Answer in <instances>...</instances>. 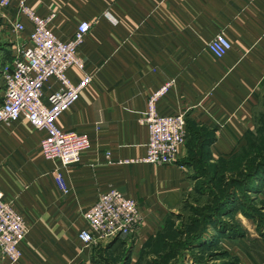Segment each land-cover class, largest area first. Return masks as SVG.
<instances>
[{"label":"crops","instance_id":"1","mask_svg":"<svg viewBox=\"0 0 264 264\" xmlns=\"http://www.w3.org/2000/svg\"><path fill=\"white\" fill-rule=\"evenodd\" d=\"M28 4L41 16L55 12L51 27L63 39L71 37L80 21L92 24L78 52L93 81L58 121L64 130L88 134L92 144L80 162L63 169L66 193L55 180L56 164L41 154L45 133L25 118L0 124V188L15 200L29 227L16 264H98L93 255L97 244L84 247L79 238L86 225L82 213L113 188L140 205L144 222L136 234L127 236L137 241L138 250L184 203L196 181L205 178L194 176L199 156L206 155L207 164L215 163L259 137L264 0H28ZM16 12L15 5L0 9V103L5 93L1 70L13 60L18 38L10 21ZM27 24L21 37H28L31 23ZM219 32L233 44L223 59L207 49ZM69 76L79 82L83 71L73 67ZM170 79L175 83L159 100L158 110L185 113L186 145L171 164L136 161L146 155L149 141V130L139 118L150 94ZM48 85L55 88V80ZM125 238L114 240L111 247ZM223 239L233 257L230 264H264V225L260 232ZM0 264L9 263L0 258Z\"/></svg>","mask_w":264,"mask_h":264},{"label":"built area","instance_id":"2","mask_svg":"<svg viewBox=\"0 0 264 264\" xmlns=\"http://www.w3.org/2000/svg\"><path fill=\"white\" fill-rule=\"evenodd\" d=\"M13 5L17 12L10 21L18 38L13 60L1 70L5 93L0 103V124L25 118L36 130L45 133L40 144L41 154L56 164L55 180L67 193L63 169L80 162L92 143L88 134L75 129L64 130L58 121L80 100L82 92L93 81L78 52L92 24L80 21L71 37L63 39L51 27L55 12L41 16L29 6L28 0H0V9ZM28 22L31 23L28 37H21ZM232 48V42L223 32L207 44L208 51L217 59H223ZM73 67L83 71L79 82L69 76ZM52 79L55 88L48 85ZM174 83V79L166 81L149 96L147 109L139 118V123L149 130V141L146 155L136 161L171 164L179 159L186 145L189 131L185 113L162 114L158 110L159 100L168 95ZM47 85L50 92L45 99ZM107 158L111 161L110 151ZM131 161L135 160L126 163ZM82 216L86 225L80 228L79 238L84 247L133 236L144 222L138 201L117 188L101 193ZM28 232V223L15 200L7 198L0 188V258L9 264L18 263Z\"/></svg>","mask_w":264,"mask_h":264},{"label":"rangeland","instance_id":"3","mask_svg":"<svg viewBox=\"0 0 264 264\" xmlns=\"http://www.w3.org/2000/svg\"><path fill=\"white\" fill-rule=\"evenodd\" d=\"M256 115L261 134L248 139L241 152L211 164L206 163V155L198 157L199 172L194 176L205 178L196 181L184 203L168 214L156 235L138 250L133 237L121 239L113 248L112 242L118 238L94 244L98 264H230L233 257L223 238L251 235L264 225L261 190L248 191L242 185L253 178L251 172L258 171L256 187L264 188V105ZM244 218L249 221L245 223Z\"/></svg>","mask_w":264,"mask_h":264},{"label":"trees","instance_id":"4","mask_svg":"<svg viewBox=\"0 0 264 264\" xmlns=\"http://www.w3.org/2000/svg\"><path fill=\"white\" fill-rule=\"evenodd\" d=\"M260 134H261V131H260ZM252 139V138H251ZM258 173V171H253V172H251V174H249V176L250 177H253L250 181H248V182H244V183H242V185H243V187L246 189V190H248V191H252V190H261L259 187H256V183H255V181H254V179H255V177H257V174ZM215 199H216V197H215ZM228 199H229V196H227L224 200H225V202L226 201H228ZM222 203V202H221ZM230 203V202H229Z\"/></svg>","mask_w":264,"mask_h":264}]
</instances>
